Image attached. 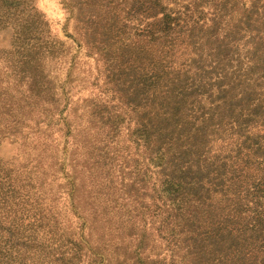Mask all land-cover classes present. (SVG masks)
Listing matches in <instances>:
<instances>
[{"label":"trees","instance_id":"16d2710c","mask_svg":"<svg viewBox=\"0 0 264 264\" xmlns=\"http://www.w3.org/2000/svg\"><path fill=\"white\" fill-rule=\"evenodd\" d=\"M63 4L94 75L0 0V264H264V0Z\"/></svg>","mask_w":264,"mask_h":264},{"label":"rangeland","instance_id":"374dc122","mask_svg":"<svg viewBox=\"0 0 264 264\" xmlns=\"http://www.w3.org/2000/svg\"><path fill=\"white\" fill-rule=\"evenodd\" d=\"M29 3L35 4L43 13V19L48 23V27H43L49 30L50 36L62 42L63 48L68 49L67 57L75 55L79 62L87 64V66L84 65L85 68L89 66L91 73L94 75L96 71L95 62L92 60V56H86L87 50L83 46L87 43V38L83 34L86 9L79 8L78 5L65 8L63 0H29ZM135 7L137 9L138 5ZM11 36L12 31L9 26L0 29V63H2V51L10 47ZM64 54H66V51ZM92 81V78L80 80L81 86L85 87V91H80L78 97H87ZM18 144L8 136L0 139V169H9L13 164L26 161L27 155L26 153H20Z\"/></svg>","mask_w":264,"mask_h":264}]
</instances>
